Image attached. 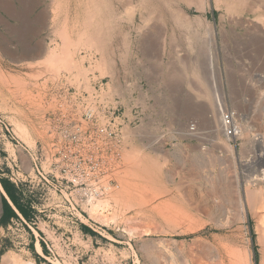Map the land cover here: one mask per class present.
<instances>
[{
    "label": "rangeland",
    "instance_id": "obj_1",
    "mask_svg": "<svg viewBox=\"0 0 264 264\" xmlns=\"http://www.w3.org/2000/svg\"><path fill=\"white\" fill-rule=\"evenodd\" d=\"M224 1L207 0L204 12L177 1L206 19L189 28L165 16L144 27L122 11L101 53L72 42L81 22L72 18L74 0H0V177L28 210L24 217L13 207L17 216L0 222V264L4 254L11 264H264V0H232L230 11ZM61 27L72 46L60 42ZM21 45L43 52L18 57ZM50 49L78 67L67 70L54 63L58 57L45 62ZM91 105L97 114L87 121L81 111ZM225 122L235 134L229 141ZM73 124L99 144L90 151L101 170L87 186L109 185L85 202L82 221L50 210L41 185L26 175L33 152ZM145 146L161 151L154 183L134 164ZM244 190L255 193L252 204ZM2 196L12 204L0 185L1 204Z\"/></svg>",
    "mask_w": 264,
    "mask_h": 264
},
{
    "label": "bare ground",
    "instance_id": "obj_2",
    "mask_svg": "<svg viewBox=\"0 0 264 264\" xmlns=\"http://www.w3.org/2000/svg\"><path fill=\"white\" fill-rule=\"evenodd\" d=\"M177 1H179V0H74L72 18L80 19L81 22L77 26H74L72 31H71L72 33H76V35H77L76 38L78 39V41H77V39H75V41H77V42H75L74 40L73 41L71 40V41L74 42L75 44L79 42L80 45H81V43H82V45H83V43H85L84 45L88 44V46H91V47L93 45V46H95L94 47L95 50L96 49L102 50L101 53L106 51L105 50L107 47L106 36H107L108 32H110V31L113 32V25H112V23L110 25V22H113V16L116 17L117 19H120L121 18L120 15L122 14L121 13L122 11H124L128 15L129 20H134V18L138 17L140 23L142 22L141 24H143L144 27L147 26V24H149L148 22L150 20L153 21V19H151V18H156V17L159 18V17H163V16L168 18L170 21L176 22L177 24L183 25L184 27L186 26L187 28L191 27L193 22H195L199 25L205 24L206 19L202 14L201 15L200 14L195 15L192 17L187 12H185L183 9H181L180 6L177 5ZM215 1L217 2V0H215ZM184 2L187 5H191V4H193V2L194 3L196 2L195 4L197 5V12H198V10H201V12H204L205 8H206L205 6L207 5V0H184ZM224 2H225L226 9L229 11L234 8L233 6H235V5H233L232 0H225ZM233 11H235V10H233ZM143 25H140V27L142 26L141 28L145 29L143 27ZM174 26H175V24H174ZM76 28H77V32H74L75 31L74 29H76ZM61 29H63V30L60 31V29H59L60 32L56 30L57 32H59L58 34H60V36L63 37V39L65 38V40H63L61 38L62 41L60 40V42L65 41L72 46L73 44H71V41H69L67 32L64 30V27L63 28L61 27ZM172 29H174V28H172ZM54 31H55V28H54ZM172 32H174V31L172 30ZM65 42H64V44H65ZM123 42H125V41H123ZM68 44H67V46H68ZM0 48H1V44H0ZM60 48H59V50H60ZM67 48L68 47H66V49ZM66 49H62V50H66ZM51 50L53 51V49L46 50L44 52V55H42V58H44V59L47 58L46 60H44L45 62L47 60H49V61L52 60L54 62L53 58L58 57V56H55L58 53L57 54L55 52L53 53ZM15 51H17L16 53H17L18 57H32V58H33V56H38L43 52V50H41L38 46H34V47L30 46L29 47L27 45H25V46L21 45L20 47H17ZM62 55H63V53H62ZM68 55L69 54L66 55L67 57L66 56L61 57V58L58 57L57 60L55 59L56 62H54V63H57V62H58V64L62 63V66L63 67L65 66L64 67L65 69L68 68L67 70L77 68L80 61L78 63L77 61L70 59L71 61L68 63L69 57L71 58V56H68ZM62 58H65V59L68 58L67 62ZM101 59H102V63H100V64L104 65V67L106 68L105 72L107 74H109L110 78L113 80V74L111 72L112 69L110 71V68H111L110 67L111 66L110 58L107 57L103 53ZM49 61L47 64H49ZM63 61H65V62H63ZM99 61H101V60H99ZM184 62H186V61H184ZM62 66H60V67L62 68ZM57 67H58V65H57ZM57 67H55V68H57ZM92 67L94 68V66H92ZM95 67H97V65ZM79 68L80 69L82 68L81 69L82 71L84 70L83 67H79ZM103 69L104 68H102V70ZM55 71H57V70H55ZM79 72H80V70H79ZM86 72L87 71L84 70L83 74L85 75ZM105 72H103V74H105ZM0 73H2V71ZM78 73H74V74H78ZM100 73H102V72H100ZM0 75L4 76L3 74H0ZM71 75H73V74H71ZM80 75H81V73H80ZM2 76H0V78L3 79ZM75 76H77V75H74V77ZM11 78H13V76ZM2 79H0V82L1 81L5 82L6 78L4 79V81ZM115 79H117V78H115ZM68 82H71V81H68ZM110 87H111V85H110ZM90 88H92V87H89V89ZM112 91L113 90L111 88V90H109V94H108L109 96H110V93H112ZM202 94H204V93H202ZM214 97H216V96H214ZM100 98H102V97H100ZM216 102H217V100H216ZM92 106L93 105L87 106L81 111L82 112V114H81L82 118H84L87 121H91L92 118L94 116H96V114H97V109L95 108V106H94V108ZM232 134L235 135L232 131H230V128L227 124L225 129H223V131H222V135L224 136V138L226 140L229 141ZM25 140H27V139L25 138ZM122 141H123V139H122ZM145 143H144V145H146V144L150 145L148 143H146V144ZM51 145L52 146L50 148L46 147L45 148L46 150L42 146L43 150L37 149L36 151L33 152L32 156H30L31 157L30 160L32 162V165L30 166V170H29V164L26 166V170H27L26 175L30 176L29 177L30 181L32 183H34V185L36 184L35 186H38L39 184L41 185V188H42V194L41 195L43 197V203L44 204L49 203L50 205L48 207H50L49 208L50 210H53L55 212L56 211H63V212L78 214L75 217L76 220L80 219L82 221L81 216H82V213L85 212V208H84L85 202L99 198L103 193H105L109 189V185L93 184L90 187L87 186L88 181H97L99 171L101 170L99 157L97 156V152L93 151V150L98 151V149H99L98 141L95 137L92 136V134L88 130H84L79 125L73 124V125H71L70 130L65 134V136L62 137L61 140H57L56 142H54ZM194 146H196V145H194ZM226 147H227V145H226ZM40 148H41V146H40ZM90 148H93L92 152L90 151ZM228 149L233 150L231 145H228ZM141 150L143 152L139 155V157L137 158V161L136 162L133 161V163L135 162L134 164L137 168V173L139 176H141L143 178L142 180L146 181L147 183L148 182L154 183L155 181L158 180L159 177H161V172H162V167H161L162 165L161 164H163V162L159 163L157 161V159L154 157L155 153L158 155V152L160 151V149H154V147L151 148L149 146H145ZM134 152L137 153V151H134ZM164 152L165 151L163 149V153ZM152 153H153V155H152ZM163 153L161 154L162 156H164ZM132 155H135V154L133 153ZM19 163H20V161H19ZM46 163H48V165H49L47 170H45L43 168V165ZM23 179H26L25 176ZM217 182H219V181H217ZM178 186H179V184H178ZM178 186H177V188H178ZM165 188H167V187H165ZM244 192H245V190H244ZM254 192L258 193V190L254 189ZM254 192H252L250 190H246V192H245L246 202H248L250 204H252L250 201L254 202L253 200L256 197ZM232 193H234V191ZM261 193H262V191H261ZM53 194L59 195L60 199L55 201L53 199ZM258 195L259 194H257V196ZM259 197H261V196H259ZM259 197H258V199H256L257 201L259 200ZM260 200L262 201L261 198H260ZM261 201L259 203H261ZM97 202H99V201H96V202L94 201L91 203V211L94 212L95 210L98 209L99 204H97ZM240 202H241V199H240ZM238 205H239V203H238ZM256 205L258 206V204H256ZM260 205H262V204H259V206ZM249 206H251V205H249ZM43 207H45V206H43ZM243 207L244 206L241 203V209L244 213ZM16 212L18 213V215H20L18 210H16ZM247 257H248V255H247ZM1 258H2L1 264H11L12 263L11 259L7 256V254L2 255ZM238 258H239V256H238ZM239 259H238V261H239ZM240 262H241V260H240ZM244 262H245V260H244ZM20 264H34V263L32 261H28V262H21ZM237 264H239V262H237Z\"/></svg>",
    "mask_w": 264,
    "mask_h": 264
},
{
    "label": "trees",
    "instance_id": "obj_3",
    "mask_svg": "<svg viewBox=\"0 0 264 264\" xmlns=\"http://www.w3.org/2000/svg\"><path fill=\"white\" fill-rule=\"evenodd\" d=\"M0 183L3 187V189L5 190L7 196L9 197V199L13 202L15 208L17 210H19V212L24 216V217H28L27 212L28 210H26L23 206H21L19 204V202L16 200L15 196L12 193V186L3 178L0 177ZM2 198V208H3V213L2 216L0 218V222H5L7 219L11 218V217H16L17 214L15 212V210L12 208V206L8 203V201L6 200V198H4V196L1 197ZM83 229H86L85 227H83Z\"/></svg>",
    "mask_w": 264,
    "mask_h": 264
},
{
    "label": "crops",
    "instance_id": "obj_4",
    "mask_svg": "<svg viewBox=\"0 0 264 264\" xmlns=\"http://www.w3.org/2000/svg\"><path fill=\"white\" fill-rule=\"evenodd\" d=\"M6 181H7V180H6ZM7 182H8V181H7ZM8 183H9V182H8ZM9 184H10V183H9ZM0 185H1V183H0ZM10 185H11V184H10ZM11 186H12V185H11ZM1 188H2V191L5 192V190L3 189L2 185H1ZM5 193H6V192H5ZM11 202H12V201H11ZM9 204H10V203H9ZM10 205L12 206V208L15 207L14 204H13V202H12V204H10Z\"/></svg>",
    "mask_w": 264,
    "mask_h": 264
},
{
    "label": "water",
    "instance_id": "obj_5",
    "mask_svg": "<svg viewBox=\"0 0 264 264\" xmlns=\"http://www.w3.org/2000/svg\"><path fill=\"white\" fill-rule=\"evenodd\" d=\"M2 213H3V208H2V204L0 203V217H1Z\"/></svg>",
    "mask_w": 264,
    "mask_h": 264
}]
</instances>
